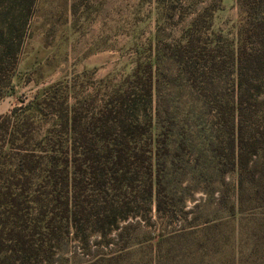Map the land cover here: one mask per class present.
Instances as JSON below:
<instances>
[{
    "label": "trees",
    "instance_id": "trees-1",
    "mask_svg": "<svg viewBox=\"0 0 264 264\" xmlns=\"http://www.w3.org/2000/svg\"><path fill=\"white\" fill-rule=\"evenodd\" d=\"M36 1L0 0V101L10 90ZM243 1L249 5L248 17L234 44L211 33L210 26L198 29L203 15H212L206 8L171 50L203 116L199 132L214 141L210 146L218 174H236L239 214L264 208L259 101L264 94V11L258 10L264 0ZM228 77L230 93L221 84ZM153 79L152 64L137 63L101 94L79 97L73 86L60 92L54 85L22 105L19 114L0 116V159L12 162L7 172L0 166V207H39L40 218L33 222L43 235L56 237V245L69 234L82 242L90 235L105 238L120 222L137 216V207L148 212L154 203L158 213L168 209L160 157L170 153L174 136L184 147L198 110L187 109L182 118L169 120L159 104L153 106ZM45 123L49 128L36 139L38 126ZM24 212L22 227L7 232L9 243L0 241V264H25L34 251L25 236L36 225H29ZM263 244L256 241L254 263ZM238 264L249 260L240 256Z\"/></svg>",
    "mask_w": 264,
    "mask_h": 264
},
{
    "label": "rangeland",
    "instance_id": "rangeland-1",
    "mask_svg": "<svg viewBox=\"0 0 264 264\" xmlns=\"http://www.w3.org/2000/svg\"><path fill=\"white\" fill-rule=\"evenodd\" d=\"M206 8L212 15H203L198 29L210 26L211 33L234 44L248 17L243 0L36 1L10 90L0 101V116L19 114L22 105L54 85L60 92L73 86L79 97L101 94L145 62L153 67V106L159 104L169 120L182 118L187 109L198 110V116L184 147L174 136L170 153L160 157L169 202L164 212H156L154 203L148 212L137 207V216L120 222L105 238L90 235L82 242L69 234L56 245V237L43 235L33 222L40 218L39 207H0L4 244L11 228L22 227V209L29 225H36V233L25 236L34 249L25 264H238L240 256L249 264H264L263 251L254 263L256 241L264 243V208L238 213L236 174H218L210 146L214 141L199 132L203 116L198 102L171 56L182 32ZM258 10L262 13L264 4ZM221 84L231 92V77ZM259 101L264 112V94ZM48 128L49 123L40 124L36 139ZM11 163L0 159L4 172Z\"/></svg>",
    "mask_w": 264,
    "mask_h": 264
}]
</instances>
